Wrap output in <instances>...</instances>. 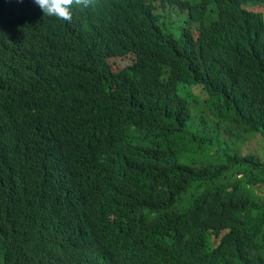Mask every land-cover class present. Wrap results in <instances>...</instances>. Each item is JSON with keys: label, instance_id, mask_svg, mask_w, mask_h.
<instances>
[{"label": "trees", "instance_id": "trees-1", "mask_svg": "<svg viewBox=\"0 0 264 264\" xmlns=\"http://www.w3.org/2000/svg\"><path fill=\"white\" fill-rule=\"evenodd\" d=\"M255 6L0 0V264H264V159L207 132L264 142Z\"/></svg>", "mask_w": 264, "mask_h": 264}, {"label": "rangeland", "instance_id": "rangeland-1", "mask_svg": "<svg viewBox=\"0 0 264 264\" xmlns=\"http://www.w3.org/2000/svg\"><path fill=\"white\" fill-rule=\"evenodd\" d=\"M254 10L264 13V7L255 6ZM185 17H186V14L183 15L182 17L178 18L175 21L169 20V22H167V23L169 25H172L174 28H180V27H183V25H184ZM195 34L197 35V33H195ZM135 60H136L135 55L128 54V55L120 57V58L111 59L110 64H111L113 70L119 71L125 67L132 65L135 62ZM178 103H179L180 107L184 110L185 116L187 118H189L190 117V110L188 108V104L190 103L189 96H185V95L182 96L181 95V97H179ZM190 124H192V123H190ZM210 124H212V125L209 126L207 132L211 133V135L213 137L217 136V138H221V140L223 142L222 146L227 151H229L230 153H235L237 151H240L242 153H246V151H248V150L249 151L257 150L258 153L261 155V157L264 159V142L262 140L261 135H255L252 137H247L245 140L234 139V141H227L221 137V134L219 133V131L217 132L214 129L217 126L215 124H213L212 122H210ZM213 125H215L216 127H214ZM189 130L193 133H196L198 131V129L194 125H191ZM215 141L218 142V140L216 138H215ZM220 144L221 143H219V145ZM259 192L264 195V187L259 189Z\"/></svg>", "mask_w": 264, "mask_h": 264}, {"label": "clouds", "instance_id": "clouds-1", "mask_svg": "<svg viewBox=\"0 0 264 264\" xmlns=\"http://www.w3.org/2000/svg\"><path fill=\"white\" fill-rule=\"evenodd\" d=\"M44 15L72 22L74 8H88L92 0H33Z\"/></svg>", "mask_w": 264, "mask_h": 264}]
</instances>
